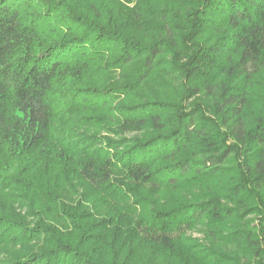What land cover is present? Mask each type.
<instances>
[{"label":"trees","instance_id":"16d2710c","mask_svg":"<svg viewBox=\"0 0 264 264\" xmlns=\"http://www.w3.org/2000/svg\"><path fill=\"white\" fill-rule=\"evenodd\" d=\"M261 81L264 0H0V264H264Z\"/></svg>","mask_w":264,"mask_h":264},{"label":"rangeland","instance_id":"374dc122","mask_svg":"<svg viewBox=\"0 0 264 264\" xmlns=\"http://www.w3.org/2000/svg\"><path fill=\"white\" fill-rule=\"evenodd\" d=\"M212 32L207 33V34H203L202 36H200V40L203 39L207 42L209 41H213L218 39L219 35H216ZM161 76H157V83L156 86L155 85H150L148 90L155 92L156 94L158 92H160V94H165L164 96H162V100L167 101L168 103H170V105L174 106L175 103L176 104H185V106H193V102L195 100H198L199 96H195L192 94V92H186L184 90L180 91V88H184L186 89L187 87H190L191 85H189V83H187L188 80H186L187 78L184 79L183 85H180V83H178L179 81H176V83L171 82L168 80L167 77H163L162 74H160ZM177 76H179V74H177ZM181 80V79H179ZM194 83V82H193ZM148 87V86H147ZM163 88H166V91H161L163 90ZM166 92V93H164ZM135 94L137 97H141V99H145V98H149L147 95L144 94V91L142 90H137L135 91ZM263 98H264V81H261L260 83H257L254 87L253 90V96H252V106L248 109V116L249 117H253L255 116L261 108L262 102H263ZM157 99H160L159 97H157ZM175 100H178L175 102ZM180 100V103H179ZM124 101V98L118 99L117 101H115V103H121ZM201 101H198L196 103H200ZM126 134L128 135H132V133L127 132ZM225 178V177H224ZM264 193V190H262ZM264 208V207H263ZM264 210V209H263ZM263 210H261L262 212H264ZM257 214L253 213L250 215L249 218H256ZM257 221L253 222V225H256ZM198 230V229H197ZM192 236L195 238L200 239L202 234L200 229L198 231L195 232H191ZM206 244H210V241H205ZM213 250H215L216 252L219 251L221 253H223L224 255L223 258H228L227 256H231L235 254V249L237 250V245L234 244H230V243H225V242H221V241H214V245H210ZM156 259V263L157 264H163V262L165 261V256L162 255L161 253H157L155 254ZM230 259V258H228ZM228 264V263H227Z\"/></svg>","mask_w":264,"mask_h":264}]
</instances>
